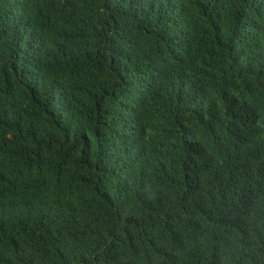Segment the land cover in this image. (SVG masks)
<instances>
[{
	"label": "trees",
	"instance_id": "obj_1",
	"mask_svg": "<svg viewBox=\"0 0 264 264\" xmlns=\"http://www.w3.org/2000/svg\"><path fill=\"white\" fill-rule=\"evenodd\" d=\"M0 264H264V0H0Z\"/></svg>",
	"mask_w": 264,
	"mask_h": 264
}]
</instances>
